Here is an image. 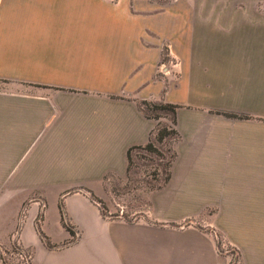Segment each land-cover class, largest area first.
Returning a JSON list of instances; mask_svg holds the SVG:
<instances>
[{
  "label": "crops",
  "instance_id": "0c3cea01",
  "mask_svg": "<svg viewBox=\"0 0 264 264\" xmlns=\"http://www.w3.org/2000/svg\"><path fill=\"white\" fill-rule=\"evenodd\" d=\"M2 81L0 227L31 202L38 264H228L219 240L264 264V11L0 0ZM159 100L179 106L170 179L134 221L104 219L87 191L127 178L157 126L140 102ZM40 203L50 242L73 244L39 246Z\"/></svg>",
  "mask_w": 264,
  "mask_h": 264
},
{
  "label": "rangeland",
  "instance_id": "374dc122",
  "mask_svg": "<svg viewBox=\"0 0 264 264\" xmlns=\"http://www.w3.org/2000/svg\"><path fill=\"white\" fill-rule=\"evenodd\" d=\"M173 8L177 7L187 11H264V0H167ZM164 61H162L163 63ZM5 82H0V88H5ZM161 126H170V116L167 112L159 113ZM168 141L157 144L160 150L166 151L170 146ZM171 148V146H170ZM163 162L156 157L143 152H133L130 166V175L125 179H110L105 184L106 196L103 203L107 210L109 220L118 215L125 221H134L135 217L141 216L148 211V194L150 189L156 186L152 175L162 171ZM31 202L23 204L19 209H12V220L7 225L0 227V264H38L42 260L38 246H30L21 237L22 227L26 217L30 213ZM45 207L40 203L35 223L40 228L43 220ZM51 227V223H49ZM36 228V227H35ZM41 229V228H40ZM53 228L51 229V231ZM60 233L50 235L52 241ZM49 237V235H47ZM39 238V236H38ZM75 238V237H72ZM39 246H43L39 238ZM59 247V246H56ZM46 249V248H45ZM62 249V248H56ZM53 249V250H56ZM48 250V249H47ZM50 250V251H53ZM40 256V257H39Z\"/></svg>",
  "mask_w": 264,
  "mask_h": 264
},
{
  "label": "trees",
  "instance_id": "16d2710c",
  "mask_svg": "<svg viewBox=\"0 0 264 264\" xmlns=\"http://www.w3.org/2000/svg\"><path fill=\"white\" fill-rule=\"evenodd\" d=\"M165 57V52H163V57L162 61H166ZM139 108L141 109L143 115L145 118L149 120H154L157 122V126L153 132H151L149 136L148 143L144 146H137V147H132L127 151V178L130 175V166H131V161H132V153L133 152H143L145 154H149L151 156L156 157V159L160 160L163 162V168L162 171L158 173H154L152 175L154 181L157 183L156 186L152 187L150 191H155L161 189L170 179V168L171 165L175 159V152L173 150V145L176 143L179 139V135L175 129L176 127V111L179 108L177 105L173 104H168L163 102L162 100L159 101H142L140 102ZM161 112H167L170 116V126H161L160 124V116L159 113ZM228 117H234L232 115H226ZM168 141V144L170 143V146L166 147V151L163 152V150H160V147L157 146V144H162L163 141ZM110 179H116L112 178V176H108L105 178V184L107 180ZM89 193V198L93 203H96L99 207V211L101 216L105 219L107 218L106 215V208L104 203L96 198L91 192L87 191ZM61 211V216H62V209ZM111 217L117 218L118 215H112ZM128 222H132L131 220H127ZM64 228L69 232L71 237H74V233L72 232L71 228L67 225L64 226ZM36 232L40 238V240L43 243V246L48 249V250H53L56 248H66L73 244V241H69L64 243L63 245L56 247L54 246L49 238L42 232V230L36 226ZM220 247H221V241L219 240L217 242V249L220 252ZM232 250V249H231ZM234 252V250H233Z\"/></svg>",
  "mask_w": 264,
  "mask_h": 264
},
{
  "label": "built area",
  "instance_id": "2783aa9c",
  "mask_svg": "<svg viewBox=\"0 0 264 264\" xmlns=\"http://www.w3.org/2000/svg\"><path fill=\"white\" fill-rule=\"evenodd\" d=\"M220 250V253L227 257L228 264H238V255L235 251L233 252V250L226 245H221Z\"/></svg>",
  "mask_w": 264,
  "mask_h": 264
}]
</instances>
